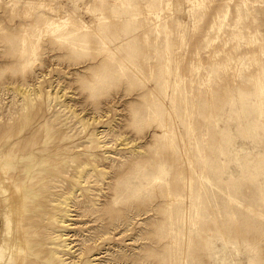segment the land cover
<instances>
[{
    "label": "rangeland",
    "instance_id": "1",
    "mask_svg": "<svg viewBox=\"0 0 264 264\" xmlns=\"http://www.w3.org/2000/svg\"><path fill=\"white\" fill-rule=\"evenodd\" d=\"M246 2L0 0V153L36 205L30 244L70 264H264V0Z\"/></svg>",
    "mask_w": 264,
    "mask_h": 264
},
{
    "label": "bare ground",
    "instance_id": "2",
    "mask_svg": "<svg viewBox=\"0 0 264 264\" xmlns=\"http://www.w3.org/2000/svg\"><path fill=\"white\" fill-rule=\"evenodd\" d=\"M244 3H247L246 0H244ZM186 6H188V11H189L191 9V3H189ZM176 7L177 10L182 11L183 3H178ZM151 13L157 19H160V14H161L160 11L151 12ZM53 25H56V22H53L52 26ZM61 26H62L61 24H58L55 27L59 29ZM156 26L159 27L160 25L157 24ZM123 31L124 32L129 31V28L126 26L123 29ZM248 45H252V42L250 41ZM255 50L256 49H254V51ZM34 55H36V52L34 53ZM24 96H25L24 97L25 100L26 98L28 99L29 97V96L27 97L26 95ZM30 100L32 103L36 101V99H30ZM30 117H31V113L29 115V118ZM86 126L87 123L84 122L83 127L85 128ZM41 137L42 135H35L36 140L41 139ZM12 153L13 151L8 145H6L3 151L0 153V264H24L25 262V260H23L24 256L27 258L26 264H29V262L31 264H36L35 258L32 255L34 254L36 256L44 255L45 250L51 256H55L57 261L60 262V264H70L65 259L62 258L63 256L59 254L56 248L53 247L49 248L45 246L40 248L39 244L33 245L29 243L27 228L25 224L27 217L31 216L30 219H33L32 212H33V208L36 207V205L25 203L27 197L23 194V192L20 189L16 188L11 182L10 176L12 171L10 170V166H13L14 163ZM34 156L42 157L43 155L39 153H34ZM81 166L83 167L84 165L81 164ZM85 166H87V164H85ZM82 172L81 174H83ZM240 189L241 188L237 184H233V190L239 191ZM72 191H74L72 192V194H74L76 190H72ZM72 194L70 195V197H68V195L67 197H63V199L60 197L62 200L60 199L61 201L60 202L58 201L59 203H57L59 208L65 210V212L69 215L71 209V201L73 199ZM231 197L233 204L235 203L242 204L237 200L234 194ZM245 207L249 209V207L247 206ZM54 219L55 222H57L58 224L60 223L64 224L66 221V219L63 216H55ZM28 249L30 250L29 252ZM41 249H43L44 252Z\"/></svg>",
    "mask_w": 264,
    "mask_h": 264
}]
</instances>
